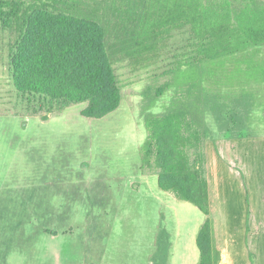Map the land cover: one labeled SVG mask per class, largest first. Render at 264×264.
Instances as JSON below:
<instances>
[{
  "label": "rangeland",
  "instance_id": "obj_1",
  "mask_svg": "<svg viewBox=\"0 0 264 264\" xmlns=\"http://www.w3.org/2000/svg\"><path fill=\"white\" fill-rule=\"evenodd\" d=\"M14 38L0 26V264H149L160 221L183 239L204 219L195 205L161 190L155 175L138 168V146L146 135L141 91L179 55L188 33L174 30L160 59L145 68L118 65L123 99L100 119L82 116L83 104L47 120L27 112L7 72ZM248 54L251 64L264 68V47ZM223 76L208 78V90L217 92L229 111H244L246 104L250 112L246 127L229 132L208 115L212 132L204 151L211 234L213 241L229 237L232 249L247 241L259 250L262 264L263 218L245 221L244 212L264 210V75L246 77L248 85L229 84ZM242 93L250 97L241 104ZM168 96L151 111H162Z\"/></svg>",
  "mask_w": 264,
  "mask_h": 264
},
{
  "label": "trees",
  "instance_id": "obj_2",
  "mask_svg": "<svg viewBox=\"0 0 264 264\" xmlns=\"http://www.w3.org/2000/svg\"><path fill=\"white\" fill-rule=\"evenodd\" d=\"M0 26L15 34L8 47L10 83L24 109L42 120L72 104H83L88 119L107 116L123 99L117 66L145 68L160 59L174 30L188 33L179 55L141 91L146 135L138 168L204 214L198 264H219L209 219L208 115L229 132L246 127L250 111L246 104L244 111H229L206 81L222 72L229 84L248 85L246 77L264 75L248 58L251 49L264 47V0H0ZM166 93L163 110L151 111ZM246 97L241 94V104ZM153 244L149 264H167L171 243L161 221Z\"/></svg>",
  "mask_w": 264,
  "mask_h": 264
},
{
  "label": "crops",
  "instance_id": "obj_3",
  "mask_svg": "<svg viewBox=\"0 0 264 264\" xmlns=\"http://www.w3.org/2000/svg\"><path fill=\"white\" fill-rule=\"evenodd\" d=\"M167 201H171V199H168ZM257 215H260L263 218L261 222H264V210H259L256 212L250 210L245 211V221H247V219L249 220V218H254ZM203 220H199L193 230H191L189 233L184 234L185 237L183 239L181 238L183 234L177 231L173 233L172 231L167 229L166 224L164 225V227L169 232V240L171 243L167 264L199 263V251L196 246V235ZM221 236H219L218 241L214 240L217 243L215 244L211 234L212 249L219 255V264H261L258 263L259 254L257 253V251L259 250H257L255 246L253 247L252 244H247V241H245L242 247H240L239 242H237V244H235V247H233L232 249L230 247L232 245V242L230 241L229 237H227L226 235L225 237Z\"/></svg>",
  "mask_w": 264,
  "mask_h": 264
}]
</instances>
